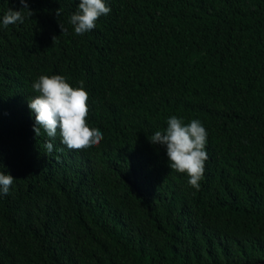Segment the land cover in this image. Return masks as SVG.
I'll return each instance as SVG.
<instances>
[{"label":"trees","instance_id":"obj_1","mask_svg":"<svg viewBox=\"0 0 264 264\" xmlns=\"http://www.w3.org/2000/svg\"><path fill=\"white\" fill-rule=\"evenodd\" d=\"M105 2L83 35L79 0L0 24V264H264V0ZM42 74L84 81L98 146L35 137ZM171 116L208 132L199 190L148 140Z\"/></svg>","mask_w":264,"mask_h":264},{"label":"clouds","instance_id":"obj_2","mask_svg":"<svg viewBox=\"0 0 264 264\" xmlns=\"http://www.w3.org/2000/svg\"><path fill=\"white\" fill-rule=\"evenodd\" d=\"M21 7L8 8L0 24L7 28L18 22L23 23L25 17L33 12L28 7V0H19ZM61 9L56 10L60 16ZM111 8L105 0H79L77 11L71 14L69 23L76 35H83L96 27V21L108 15ZM61 33L67 29L59 24ZM55 37H53L54 40ZM35 96L28 98V108L34 115L33 132L40 136L41 129L50 138L45 142L46 150L53 151L51 140L59 134L60 142L69 150H87L98 146L104 139L99 128L88 125L89 93L85 90L84 81L73 87L63 75H40L32 83ZM208 132L199 119H192L185 124L182 118L171 116L167 119V127L157 130L151 135L149 142L165 149L168 166L177 173L186 174L187 183L199 190L204 178L205 164L208 160L206 150ZM0 165H3L0 162ZM15 178L8 173L0 172V198L7 196Z\"/></svg>","mask_w":264,"mask_h":264}]
</instances>
